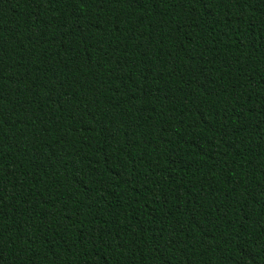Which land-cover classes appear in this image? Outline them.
<instances>
[{
	"label": "trees",
	"instance_id": "obj_1",
	"mask_svg": "<svg viewBox=\"0 0 264 264\" xmlns=\"http://www.w3.org/2000/svg\"><path fill=\"white\" fill-rule=\"evenodd\" d=\"M0 264H264V0H0Z\"/></svg>",
	"mask_w": 264,
	"mask_h": 264
}]
</instances>
